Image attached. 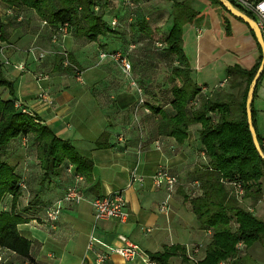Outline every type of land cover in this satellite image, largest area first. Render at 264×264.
I'll return each mask as SVG.
<instances>
[{"label": "crops", "instance_id": "0c3cea01", "mask_svg": "<svg viewBox=\"0 0 264 264\" xmlns=\"http://www.w3.org/2000/svg\"><path fill=\"white\" fill-rule=\"evenodd\" d=\"M173 1L171 0L172 4ZM201 1H205V11L190 6L200 12L201 16L192 24L185 26L184 50L193 68L196 65L203 68L197 75L198 83L215 85L212 88L208 87L214 90L228 67L238 64L250 70L255 66V62L248 63L242 60L237 62L236 58L230 62V55L233 53L230 48L217 47L212 54L213 58L207 57L204 65L201 63L203 48L197 44V29L204 30V41L213 34L216 36L225 34L228 40L233 37L232 33L236 34L235 26L242 32L246 25L229 11L225 12L221 5L212 4L208 0ZM117 3L118 0L103 2V11L107 14L104 19L108 16L112 22L114 18L111 13L114 8L111 4ZM8 6L0 0V48H4V57L11 63L4 64L3 71L6 78L14 82L16 102H21L27 111L38 115L42 123L49 126L58 137L70 140L80 150L90 152L94 160V169L92 183L75 175L73 166L71 172L63 169L60 175L44 180V172L38 160H25L22 157L14 160L16 172L22 168L17 173L26 182V188L22 190L15 212L27 219L28 223L20 224L18 230L24 238L31 241L32 250L30 259L27 260L12 251H1L3 264H96L98 256L104 253L105 249L95 245L89 250L91 236H95L106 245L117 246L120 245L118 236L124 235L141 250H145L132 262H125L114 254L105 264H155L147 262L148 258L144 254L160 252L164 246L188 247L189 244L196 243L202 245L206 238L210 242L212 230L202 228L192 211L191 204L185 200L186 196L195 198L203 195L200 183L195 180L193 174L196 167L208 165V158L199 140L201 126H192L189 137L183 144H178L173 138L159 135L147 137L143 141L145 144H141L132 123V108L138 101L135 92L122 79L106 77L98 79L95 75L92 77L93 71L89 70L97 62L92 45H102L103 38L115 34L99 37L98 41L91 42V45L79 42L84 38L77 37L75 31L72 34L70 32L63 40L65 49L76 65L85 69L86 73L88 71L86 83L79 84L66 75V71L59 70L58 48L53 47L51 39L53 26H45V21L34 10H24V21L16 23L6 14ZM140 9L145 11L143 6ZM117 12L121 13L122 20L119 19L126 25L125 12L116 10L115 13ZM210 12L213 13V18L209 16ZM141 15L139 17L142 22H146L151 31L155 30L152 23L160 27L165 24L150 23L148 13ZM225 19L230 24L231 35H227L223 25ZM197 21L202 22V25L198 26L199 24L195 23ZM247 27L249 29V26ZM170 28L171 24L169 30ZM122 29L126 30V27ZM240 35L241 43L250 45L247 44L248 35L243 33ZM248 37L251 42L250 36ZM188 38L191 45L194 44V50L191 52ZM34 44L42 51L50 52L45 60L37 62L33 55L28 54L27 51ZM94 50L97 51V48ZM22 62L26 63L29 71L21 73L16 70L14 64ZM209 62L212 64L209 65ZM43 74L48 76L47 79L38 82L36 75ZM42 88L48 92L51 103L39 98ZM95 91H98V94ZM7 94V97H2L9 99V93ZM254 108L257 113L258 132L264 139V129L258 124V117L264 118V81L260 88L256 89ZM104 132L110 133L112 147L98 150L95 142ZM115 134L117 136L120 134L121 137L118 139ZM26 142L27 140L24 143ZM16 143L20 144L22 140L12 142L10 147ZM8 161L12 163L13 160ZM161 169L168 170L179 179V184L172 194L154 185L153 178ZM75 184L81 187L85 200L78 205H66L55 226L44 222L45 208L62 198L67 188ZM95 184H98L96 188ZM262 185L264 188V180ZM226 188L231 194L239 196L241 205L264 220V195L259 202H254L250 198H242L243 195H239L238 187L234 184L226 185ZM115 192L124 194L130 220L127 223L102 221L96 224L93 199ZM166 200L170 205L169 216L159 211L160 204ZM12 201L11 196L6 197L3 210L9 211Z\"/></svg>", "mask_w": 264, "mask_h": 264}, {"label": "trees", "instance_id": "16d2710c", "mask_svg": "<svg viewBox=\"0 0 264 264\" xmlns=\"http://www.w3.org/2000/svg\"><path fill=\"white\" fill-rule=\"evenodd\" d=\"M55 1L57 6L54 5ZM210 1L212 4L221 5L228 12L220 1ZM4 2L9 5L7 10H13V14L8 15L11 18L17 15V10H34L54 29L68 24L70 32L75 31L77 37L85 38L89 42H97L99 37L119 32L103 15L96 13L95 9L99 7L95 0ZM199 16L201 13L193 10L187 1H173L171 28L162 42V49L167 57L177 62L172 71L177 82L171 89L170 109L151 105L149 109L153 111V116L158 117L157 134L173 138L178 144H183L188 139L192 126H201L199 140L208 158V165L196 167L193 174L200 183L203 195L195 198L186 196L185 200L191 204L202 228L212 230L213 233L204 258L197 264H256L252 257L243 254L242 249L248 250L259 244L264 251V220L241 205L239 196L231 194L226 185L241 186L244 192L242 198H250L254 202H259L264 195V159L255 145L246 107L251 84L259 72L263 57L250 70L238 64L226 69L225 75L231 79L230 89H238L237 94L224 91L220 87L209 89L205 93L203 89L208 86L198 85L184 50L183 39L185 26L192 24ZM18 17L21 18H17L18 21L24 19L20 15ZM141 23V30L145 28L147 31L146 36H152L149 25L146 22ZM225 23L227 35H231L227 19ZM250 32L258 45L254 32L251 29ZM258 48L262 53L259 45ZM69 59L75 66L73 58L69 56ZM3 68L4 62L0 55V88L6 89L10 97L4 99L0 93V252L12 251L27 260L30 259L32 243L20 234L18 226L28 223V220L15 212L26 182L16 172L15 167L3 159L11 148V143L31 139L37 148V159L44 172V180L58 176L63 169L68 171L73 166L75 175L92 183L94 160L90 152L80 150L70 140L58 137L49 126L42 123L38 115L17 108L14 82L6 78ZM59 70L71 72L74 68L64 67L60 58ZM263 76L264 72L258 86ZM251 113L252 124L264 154V139L258 132L254 102ZM95 146L98 150L111 148L110 133L104 132L95 142ZM97 186L95 184L94 188ZM8 196L13 198L12 207L5 211L2 206ZM241 243L243 248L239 247ZM146 254L155 264H175L174 258H181V264L189 263L186 246L182 245L164 246L160 252Z\"/></svg>", "mask_w": 264, "mask_h": 264}, {"label": "rangeland", "instance_id": "374dc122", "mask_svg": "<svg viewBox=\"0 0 264 264\" xmlns=\"http://www.w3.org/2000/svg\"><path fill=\"white\" fill-rule=\"evenodd\" d=\"M95 1L99 7L95 9L96 13L103 16L107 15L105 14L106 12L103 11V2L105 0H95ZM118 1L119 3L117 4H111V7L114 8V11L111 14L113 15L112 18L118 20V22L120 23L117 29L119 32H117L115 36H108V38H103V41L101 40L102 45L99 46L92 45L93 46L92 50L95 51V55H96L95 58L97 62L89 70L93 71L92 73L93 76L92 75L91 76L94 77L95 75L98 79H100L101 77L102 78L106 77L108 79H112V78L122 79V81H124L127 84V86L130 87L131 90L135 92L138 101L132 108V113H133L132 123H133L134 131L137 132L138 139L140 138V142L141 144H143V141L147 137L158 135L157 127H156L158 122V117L155 115L153 116V111L149 109V105L170 109L169 104L172 100L171 89L172 86L177 82L173 78V74H172L173 68L177 66V62H175L173 58L167 57V55L164 53L165 50L158 47V44L164 42L169 32V27L171 23L170 22L171 14H172V8H171L172 2L171 0H132V4L127 5L124 2V0H118ZM187 2L189 6L195 9L203 10V11L206 10L205 1L187 0ZM54 5L57 6L58 3L55 1ZM141 6H143L146 12L140 9ZM116 10L125 12V16L127 18V20L125 21L126 25H124L123 23L124 21L123 22L121 21L122 20L120 18L122 17L121 13L119 12L115 13ZM24 12H25L24 10L22 11L17 10L15 13L17 15L13 17L12 20L16 19L15 20L16 23L23 22L24 19H22V21H18L17 18H19L18 17L19 15L22 16L23 18L25 16ZM143 13L146 14L148 13V16L150 18V23L151 22H157L158 24L165 23L163 27L157 26L156 23H152V25L154 26L153 28H155V30L151 31L152 36L150 37L146 36L147 31L145 30V28L141 30L142 20L140 17L142 16L141 14ZM209 16L213 18V13L210 12ZM109 19L110 17L107 16L105 20L109 21ZM195 23L199 24L198 26L202 25V22L199 21ZM44 25L50 26L49 24H45V22ZM223 25L226 28L225 21ZM123 27H126V30H123L122 29ZM52 28L54 29V27ZM238 28L239 27L235 26L236 34L232 33L233 37L229 38L228 40L226 39L227 37L225 36V34H223L222 36L220 35L216 36L215 34H213L212 36L211 35L208 36L209 39H207V41H204V35H205L203 34L204 30L202 28H201L202 30L197 29L196 32V35L198 36L197 44L199 45V47L203 48L201 63H203L204 65L207 57L213 58L212 54L215 48L220 47L222 49H227V47H229L230 51L233 52L232 55H230V62H232L236 58L237 62L240 60L248 63L249 61H254L255 64H257L260 61V57L262 56V53H260L256 41H254V39L251 38L250 30L246 25H244L243 28L244 30L242 32H240V29ZM72 33L73 31L71 32V34ZM212 33H214V31H212ZM241 33L250 36L251 42H249V37L248 36L246 37L247 44L250 45H243L241 43L242 40L241 39L242 36L240 35ZM54 34H55L54 31H52V38H51L52 40ZM199 34L201 35V37H199ZM67 36L64 37L60 35L58 36L57 42L52 41L53 47L58 48L57 55L62 60L63 57L61 53L58 52H66L68 56H70V53L65 49L66 45L63 41ZM79 42L86 43L87 45L92 44L85 38ZM188 42L190 43V45L188 46L191 52L194 50V44L191 45L190 38H188ZM133 45L135 46L134 49H130V47ZM95 47L97 48V51L94 50ZM235 47L237 49H235ZM253 51L255 52V55ZM27 52L28 54L33 55L37 62H41L45 60L47 56L50 54V52H48L47 55L45 54L44 57H41V53H44L45 51H42V49L36 46L35 44L32 45ZM117 52L120 54L127 55L128 59L133 64L131 75H127L123 71V68L120 65V63L116 62L112 58L114 53ZM251 52L252 55H250ZM104 53L107 54V57L105 59H102L101 54ZM211 64L212 62H209V65ZM73 68H74L73 71L66 72L65 74L71 77L72 80L76 81L77 83L85 84L86 80L88 79L87 77L88 71L86 73L85 72L86 70L78 65L75 66L73 65ZM202 69L203 68L200 67V65H196L195 68H193V71L195 72L194 76L197 83H198L197 75L198 73L202 72ZM27 70L29 71L28 66H27ZM100 70L103 71L100 72ZM38 76L40 75H36L35 77L37 81H38ZM43 76H47V75L43 74ZM230 81L231 79H228L226 75H224L223 79L219 82L218 86H220L221 89L225 88L224 91L233 92V93L235 92L237 94V92H239L238 89L235 90L230 89ZM262 81H264V76L261 79L257 89L260 88ZM198 85L200 87L208 86L209 88L215 86V85L209 86L203 83L202 84L198 83ZM7 92L8 91L6 89L0 88V93L2 96L7 97L8 96ZM95 92H97L98 94V91ZM16 104L19 105V107L17 108H22V110L27 111V108H25L21 102L18 101L16 102ZM27 112L31 113L29 111ZM258 124H260V127L264 129L263 117L260 118L258 117ZM114 136L118 139L119 137H121L120 134L118 136L117 134H115ZM25 140L22 139V143L20 144L16 143V145L10 148V150L3 157V159L6 160L8 163H10L8 160H13L12 163H10V165H12L13 167H15L13 164L16 163V161L14 160H18V158L21 157L25 160H38L36 145H33L31 139L27 141L25 144L24 143ZM10 152L12 154H10ZM13 156H17V157L14 159H10ZM21 170L22 168L19 169L18 171L20 172ZM208 243L209 241L206 238V240L204 239L202 245L201 243L189 244L188 251L191 255L194 254L195 260L200 261L205 256V250ZM197 249L199 250L197 253L192 252V251H196ZM244 249L245 248L242 249L244 251L243 254L252 257L255 260L256 264H264V251L259 244L254 245L251 249L248 250H244ZM142 251L145 252V250L143 249ZM173 262L175 264H181L182 260L181 258H175L173 259ZM187 264H194V262L190 261Z\"/></svg>", "mask_w": 264, "mask_h": 264}, {"label": "built area", "instance_id": "2783aa9c", "mask_svg": "<svg viewBox=\"0 0 264 264\" xmlns=\"http://www.w3.org/2000/svg\"><path fill=\"white\" fill-rule=\"evenodd\" d=\"M233 6L241 11L242 13L252 16V18L257 22L258 27L260 28L261 32L264 35V0H228ZM127 5L132 4V0H124ZM13 14V10H7V15L11 16ZM21 20V18H19ZM45 24H47L45 22ZM111 26L113 28H118L119 22L116 19H113L111 22ZM55 34L53 37V42H57L58 36H67L70 32V28L68 24H64L59 28L54 29ZM134 45L130 47V49H134ZM158 47L161 49L164 48L162 43L158 44ZM63 60L62 64L64 67H73L70 62L69 56L66 52H60ZM47 52L41 53V57H44ZM0 55L2 56V60L4 64H9L10 61L6 60L4 57V48H0ZM102 59L107 57V54H101ZM112 58L120 63L123 68V71L127 75H131L132 72V63L128 59L127 55L114 53ZM16 70L21 73L27 72V65L26 63H19L15 64ZM47 79V76L40 75L38 76V82L44 81ZM80 79V78H79ZM220 86H216L218 88ZM205 93L209 92V88L203 89ZM39 98L43 101L51 103L52 100L45 89H41L39 93ZM19 107L18 104H16ZM24 112H26L24 110ZM72 166L68 169L71 172ZM136 179V176H133V179ZM134 179V180H135ZM154 185L159 189H164L168 194H172L179 184V179L177 176L171 174L166 169L159 170L153 178ZM236 186V185H235ZM238 187V193L240 196L243 195V190L241 186ZM25 188V187H24ZM85 200V195L81 187L78 184L69 186L65 191L63 197L57 200L54 204L46 208L44 222L49 224L50 226H55V224L59 221L61 214L66 205H78ZM92 205L94 208V218L96 224L102 221H117L120 223H127L130 220V212L128 209V203L124 197L122 192H115L107 195L98 196L92 201ZM159 211L166 216L170 214V205L169 201L166 200L162 202L159 206ZM118 242L120 245L117 246H110L102 243L98 238L95 236H91L89 241V250H91L95 245H100L105 249V252L100 254L96 260V264H105L107 261L111 259L112 255L120 256L125 262H132L134 261L140 254L142 253L141 248L136 245L135 243L128 240V238L124 235L118 236ZM239 247L242 248L243 244H239ZM187 255L189 258V262L192 261L194 264H197L199 261L194 259V254L191 255L188 251V247H186ZM199 250L192 251L193 253H197ZM146 256L147 262H151L147 254ZM153 263V262H152ZM0 264H3V258L0 255ZM221 264H229L227 262H222Z\"/></svg>", "mask_w": 264, "mask_h": 264}, {"label": "water", "instance_id": "95a60500", "mask_svg": "<svg viewBox=\"0 0 264 264\" xmlns=\"http://www.w3.org/2000/svg\"><path fill=\"white\" fill-rule=\"evenodd\" d=\"M218 1H220V3H222L234 17H236L237 19L244 22L247 26H249V28L254 32L258 45L260 46L261 51H262L263 58H262L261 66H260L259 72L257 73L255 79L253 80L251 84L249 94H248V99L246 102V107H247V114H248V124L250 126V130L252 132L255 145L259 153L264 159V154L259 145L257 134L252 124V113H251V105L254 102V97H255L257 86H258V82H259L262 72L264 71V35L261 32L260 28L258 27L257 22L253 18L239 11L228 0H218Z\"/></svg>", "mask_w": 264, "mask_h": 264}]
</instances>
